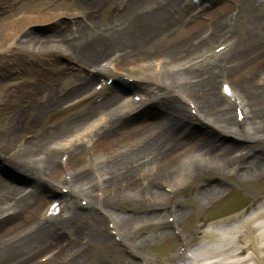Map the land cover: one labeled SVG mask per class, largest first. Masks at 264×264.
Here are the masks:
<instances>
[{
    "label": "bare ground",
    "instance_id": "6f19581e",
    "mask_svg": "<svg viewBox=\"0 0 264 264\" xmlns=\"http://www.w3.org/2000/svg\"><path fill=\"white\" fill-rule=\"evenodd\" d=\"M98 1L110 4L114 0ZM121 1L117 14L112 17L114 20L105 31L78 24L72 34L74 38L69 42L66 37L44 40L29 37L22 43L26 48L48 46L53 54L56 51L60 54L65 52L74 66L103 74V83L114 76V63H131L132 72L137 76L133 78L145 85L141 86L145 95L136 97L137 108L123 113L119 97L113 93L90 108L86 118H82L83 125H72V134L54 147L51 141L44 144L24 142L19 150L14 151L12 144L17 135L15 119L13 125L0 128V169L5 170L3 164H6L37 182L44 184L50 181L66 189L62 199L49 205L39 217V222L31 221L21 229L19 234L26 244L31 242L28 245L43 246L56 235H67L75 246L80 236L93 232L105 247L114 238L127 240L131 233L140 230L133 225L122 229L126 216L110 211L117 204L130 202L139 207H154L163 213L169 212L156 224L155 227L159 228L166 223L174 225L179 222L185 207L178 201L173 200L171 206L167 202L206 173L214 172L220 177L239 176L247 182L264 179V82L255 84L253 81L258 72L264 71V53L259 54V50L225 52L231 40L228 35L232 34L240 16L245 18L249 31L246 41L251 38L253 28L262 20L255 16L253 10L264 1L232 0V11L227 6L210 16V34L199 36L197 43L192 39L202 26L190 23L191 19L200 17V13H195L193 9V0ZM235 12L238 14L233 15ZM178 29H182L181 35H173L166 45L154 52L152 58L145 60L147 53L143 50L156 37L169 32L173 34ZM93 30L95 33L91 35ZM226 37L229 38L225 40ZM219 40L225 42L218 49L211 48ZM218 60L221 62H214ZM224 62V68L230 70V80L236 79L232 80L233 86L228 88L229 91L227 86L221 85L219 93L206 85L204 78ZM241 72L247 74L241 76ZM70 78L78 77L72 75ZM78 83L79 86L66 91L62 97L58 96V92L50 91L44 106L37 105L31 97L22 107L39 114L47 112L70 96L85 94V87L91 85L86 79ZM91 89L96 90L94 85ZM35 91L34 95H37L39 89ZM170 94L176 95L190 114H179L178 106L172 100L168 101ZM160 99L164 100L162 111L166 123L158 132L160 141H156L155 134L149 132L150 122L140 123L137 120L142 106ZM232 107L240 110V122ZM191 111L196 120L207 123L223 135L245 141L246 147L234 151L208 140L195 142L184 128L194 117ZM129 121L139 123L126 131ZM252 144H258L260 148L255 150ZM192 145L200 149L204 157L191 149ZM63 169L65 171L60 175ZM193 194L199 201L211 202L223 191L214 185H207L195 189ZM20 195L15 186L0 183V203H12L13 210L18 212L5 214L6 210L0 208V224L19 215L35 217L24 204L38 203L41 199ZM83 202L88 208H98L96 213L88 217L72 215L61 219L60 225H53L63 211L71 210L72 203L80 205ZM256 202L258 205L251 212L231 216L201 231V240L191 250L189 258L185 256V251L190 248V241L186 235H181L180 246L168 264H264V191ZM194 203L192 200L191 205L194 206ZM100 213L108 218V234L98 229L102 221ZM155 218L154 214H148L144 226L155 225L151 223ZM6 249L7 255L1 253L0 264H13L20 259V256L8 251H13L11 245L7 244Z\"/></svg>",
    "mask_w": 264,
    "mask_h": 264
},
{
    "label": "rangeland",
    "instance_id": "374dc122",
    "mask_svg": "<svg viewBox=\"0 0 264 264\" xmlns=\"http://www.w3.org/2000/svg\"><path fill=\"white\" fill-rule=\"evenodd\" d=\"M121 2V0H114L108 4L98 0H0V128L13 125L15 119L17 135L12 144L14 151L19 150L24 142L44 144L51 141L53 147L57 146L63 138L72 134V125L80 123L81 127L83 125L82 118H86L88 110L102 100L108 99L113 93L119 97V107L123 113L137 108L136 97L145 95L144 89L141 87L145 85L133 78L136 75L132 72L134 68L131 63H125L126 65L114 63L113 66L116 67V69L112 68L114 76L111 80L103 83V74L92 69L74 66L65 52L60 54L56 51L53 54L51 52L53 50L50 51L48 46L26 48L22 45L24 40L29 37L41 40L49 37H66L69 42L74 38L72 34L78 24H82V27L87 25L85 28L94 26V29L105 31L114 20L112 17L117 14ZM227 6L232 11L233 1L198 0L195 2L193 9L196 10L195 13H200V17L191 19L193 21L190 23L192 26L199 23L202 27L192 39L194 43L200 40L199 36L201 38L210 34V16L223 11ZM253 11L255 16L262 20L259 25L253 28L254 32L251 38L246 41L249 31L244 22L245 18L241 19L240 16L232 28V34L228 35L231 40H229V47L225 52L259 50V54L264 53V48H262L264 46V2ZM236 14L238 13H233V15ZM178 30L173 34L169 32L156 37L157 39L143 50L147 53L145 60L152 58L154 52L166 45L173 35H181L182 29ZM94 31L90 32L91 35L95 33ZM229 37H226L225 40ZM225 40L216 41L211 48L218 49ZM67 41L66 43H68ZM214 62L218 64L221 61ZM224 66L225 62L204 78L205 84L216 89L219 93L221 85L231 89L232 80L236 79L230 80L231 76L228 74L230 70ZM137 68L140 69L138 66ZM239 74L244 76L247 73ZM72 75L78 78L71 79ZM257 75L253 78L254 83L264 82V71L258 72ZM82 79L88 80L91 84L85 87V94L70 96L47 112L39 114L37 111L22 107L29 102L31 97L37 105L44 106V102L50 97V91L58 92V96L62 97L66 91L79 86L78 82ZM93 85L96 90L91 89ZM36 89H39V92L34 95ZM169 97V100L164 99L172 100L178 106L179 114H190L187 106L176 95L170 94ZM162 101L164 100L160 99L150 105L142 106V113L137 120L140 123L150 122L149 132L155 134L156 141H160L158 132L166 123L162 111ZM232 109L240 122L238 115L240 110L234 107ZM191 113L194 117L192 121L184 125V128L187 130L186 133L195 139V142L208 140L234 151L246 147L245 141L230 135H223L222 132L220 133L207 123L196 120L194 113L192 111ZM96 114L99 113L96 112ZM129 122L125 127L126 131L134 128L133 125L136 124V121ZM252 147L257 150L260 145L252 144ZM191 149L200 152V155L204 157V154L195 145H192ZM3 168L5 170L0 169V183H7L18 188L21 193L20 197L33 196L34 200L41 199L38 203L35 201L36 203L25 202L24 204L29 213H33L35 217L30 214L28 218L15 215L16 217L5 219L0 224V256L5 253L7 255L6 246L7 244L11 245L13 251H8L20 256V259L14 261L13 264H168L180 246L181 235H186L190 241V248L185 251V256L189 258L191 250L201 240V231L215 223L225 221L231 216L251 212L257 207L256 201L261 199L264 191V179L247 182L239 176L220 177L214 172H209L196 180L194 184L185 186L167 202V205L171 206L173 200L178 201L185 207V213L177 224L166 223L160 225L159 228L155 227L163 217L165 219L168 216L169 212L163 213L158 208L139 207L130 202H124L117 204L110 211L116 215L126 216L122 223V229L132 225L140 228L138 232L131 233L127 240L114 238L108 246L104 247L96 239L97 235L90 232L80 236L75 246L72 245V238L70 239V236L67 235H56L43 246H32L28 245L31 242L26 244L19 232L31 221L39 222V217L47 211L49 205L62 199L66 189L61 187V184L55 186L50 181L44 184L37 182L28 174L13 170L6 164H3ZM64 171L63 169L60 175ZM207 185L218 187L223 191V194L213 197L211 202L199 201L193 194L194 190ZM42 189H45L46 192ZM192 200L195 202L194 206L191 205ZM72 204L71 210L63 211L61 217L53 222L54 226L60 225L61 219L72 215L88 217L92 213H96L95 209L98 210V208H88L84 202L80 205ZM0 208L6 210L5 214H18L13 210L12 203L2 202ZM150 213L156 217L151 222L155 225L146 228L144 226L146 216ZM99 216H102V221H100L98 229L108 234V218L101 213ZM109 237L112 238L110 235ZM108 255L109 257H107Z\"/></svg>",
    "mask_w": 264,
    "mask_h": 264
}]
</instances>
